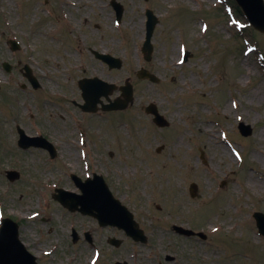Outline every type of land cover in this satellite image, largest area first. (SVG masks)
Wrapping results in <instances>:
<instances>
[{
  "label": "rangeland",
  "instance_id": "rangeland-1",
  "mask_svg": "<svg viewBox=\"0 0 264 264\" xmlns=\"http://www.w3.org/2000/svg\"><path fill=\"white\" fill-rule=\"evenodd\" d=\"M117 1L123 6L118 25L109 0H81L65 9L73 28L61 31L63 41H54L51 36L60 26L54 18L58 14L55 0H0V63L7 60L14 66L6 74L0 65V83L3 91L18 98L16 102L0 98V201L4 214L22 219L20 215L36 211L44 201L43 194L51 190L44 182L60 175L66 186L72 187L66 171H85L78 155L77 129L69 125L68 115L74 110L72 122L88 131V144L97 152L94 158L99 166L94 168L108 177L112 192L133 208L149 237L146 245L136 247L140 253L151 254L150 259L173 254L190 264H264V238L259 237L251 217L253 210L264 212V34L249 27L237 31L235 24L228 22L224 5L215 0ZM145 7L158 18L150 61L140 53L144 25L143 31L139 27ZM235 14L245 22L238 12ZM201 22L207 24V30L201 31ZM10 36L17 37L25 49L9 52ZM243 39L255 45L256 51L244 55L247 43ZM180 44L191 53L187 64L176 62ZM90 49L108 51L121 59L122 66L109 69ZM84 61L83 71L80 66ZM18 62L32 64L41 89L21 90L24 80ZM139 67L155 74L158 82L138 79L135 73ZM82 75L117 79V83L129 77L133 103L123 111L82 118L71 102L81 100L75 81ZM45 96L52 102L45 106L37 103V97ZM150 101L169 126H154L151 116L144 112ZM35 104L42 116L39 123L28 116ZM239 121L252 127L251 135H240ZM17 122L28 133L41 124L55 140L66 142L67 135L71 136L70 145L60 142L63 151L54 162L33 149L15 151ZM220 130L241 153V162L220 140ZM158 145L163 146L160 152L155 151ZM6 165L17 166L21 172L18 181L5 179L2 172ZM221 181L225 184L220 186ZM190 182L197 184L194 197L189 195ZM50 202L54 210L47 215L49 221L36 217L20 221L23 240L29 241L34 253L52 241L60 243L53 261L44 259L41 263L88 264L91 250L80 244L71 247L66 233L69 222L78 229L88 225L94 228V221L70 215L54 200ZM171 224H196L193 229L206 237L177 235ZM211 226L217 230L210 231ZM39 232L44 244L35 246ZM112 233L117 234L108 231L105 235ZM124 241L120 248L103 245L99 258L103 264H111L107 259L135 246L129 239ZM238 252H254L255 259H246Z\"/></svg>",
  "mask_w": 264,
  "mask_h": 264
},
{
  "label": "water",
  "instance_id": "water-1",
  "mask_svg": "<svg viewBox=\"0 0 264 264\" xmlns=\"http://www.w3.org/2000/svg\"><path fill=\"white\" fill-rule=\"evenodd\" d=\"M239 2L242 4L244 9L248 12L249 17L251 21L254 23L256 27L264 31V13L260 12V9L257 7V10L255 6H253V2L255 0H239ZM260 8L263 11V7L261 4ZM84 97L87 100V103L92 100V91L90 89L84 88ZM84 187V186H82ZM86 194H88V191L83 189ZM96 194L103 197L104 204L109 206H115V203L110 199L107 192L105 191L102 184H100V187L96 188ZM87 203L83 204L85 206ZM96 205V204H95ZM93 208V207H92ZM91 207L89 208V211H92ZM96 210H99L98 207H94ZM125 217L119 224L121 226H124L126 230L129 228L128 224V215L126 214ZM261 219L257 218V220ZM102 223H115V219L106 218V220H101ZM259 227L262 228V225L259 220ZM27 263V264H33L32 260L25 255L23 252L21 246L16 242L15 240V228L10 225L9 223L5 224V227L1 230L0 235V264H21V263Z\"/></svg>",
  "mask_w": 264,
  "mask_h": 264
},
{
  "label": "bare ground",
  "instance_id": "bare-ground-1",
  "mask_svg": "<svg viewBox=\"0 0 264 264\" xmlns=\"http://www.w3.org/2000/svg\"><path fill=\"white\" fill-rule=\"evenodd\" d=\"M65 3V2H64ZM66 4V3H65ZM142 21V20H141ZM140 21V27L139 29H142V22ZM172 191H174V189H172ZM235 234V233H234Z\"/></svg>",
  "mask_w": 264,
  "mask_h": 264
}]
</instances>
